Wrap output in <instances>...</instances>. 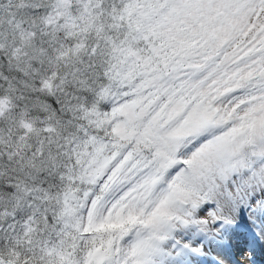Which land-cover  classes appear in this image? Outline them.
I'll return each instance as SVG.
<instances>
[{"label":"snow or ice","instance_id":"1","mask_svg":"<svg viewBox=\"0 0 264 264\" xmlns=\"http://www.w3.org/2000/svg\"><path fill=\"white\" fill-rule=\"evenodd\" d=\"M0 264H264V0H0Z\"/></svg>","mask_w":264,"mask_h":264}]
</instances>
